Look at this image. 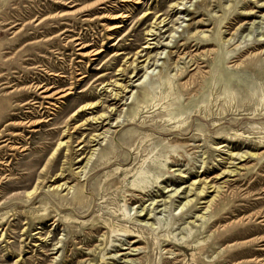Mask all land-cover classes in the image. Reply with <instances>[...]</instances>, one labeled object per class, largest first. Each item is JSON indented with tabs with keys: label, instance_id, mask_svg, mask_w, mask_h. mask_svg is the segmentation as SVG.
<instances>
[{
	"label": "rangeland",
	"instance_id": "obj_1",
	"mask_svg": "<svg viewBox=\"0 0 264 264\" xmlns=\"http://www.w3.org/2000/svg\"><path fill=\"white\" fill-rule=\"evenodd\" d=\"M136 1L0 0V264H264V0ZM138 50L160 60L137 83ZM196 180L208 211L182 209Z\"/></svg>",
	"mask_w": 264,
	"mask_h": 264
},
{
	"label": "bare ground",
	"instance_id": "obj_2",
	"mask_svg": "<svg viewBox=\"0 0 264 264\" xmlns=\"http://www.w3.org/2000/svg\"><path fill=\"white\" fill-rule=\"evenodd\" d=\"M129 1H131V0H122V2H124V3H126V2H129ZM182 1V3H179V5H183V3H184V1L185 0H181ZM180 1V2H181ZM113 2V1H112ZM102 3V2H101ZM111 3V2H110ZM135 4H140V1H136V3ZM69 6V5H68ZM174 6H176L175 4H174ZM177 7V6H176ZM181 10V9H180ZM73 14H75V12L74 13H71V14H66V15H61V17H64V16H68V15H73ZM146 14V13H145ZM151 13H147V15L145 16V17H147V16H149ZM164 15H160V17H159V19L161 18V17H163ZM130 17H129V15H126V14H124V15H118V16H115V17H112V18H110L109 20H121V19H123V20H125V19H129ZM101 19V18H100ZM66 22V21H65ZM62 23V22H61ZM154 25H155V27H152V29L148 32V37H150L149 38V46H146L144 49L145 50H156V48L158 49L159 47H158V45H157V47H156V42H154L155 40H156V33H155V30H156V24H157V22L155 21L154 23H153ZM163 25V26H162ZM176 25H178V23L176 24ZM157 26H161V28H165V27H167L168 26V24H166V19H163V20H161L158 24H157ZM65 27V26H64ZM120 28H122V25H119V26H117V27H113V29L112 30H119ZM160 28V27H159ZM155 29V30H154ZM53 30V29H52ZM51 30V31H52ZM54 31V30H53ZM171 34H173V31L172 32H170V36L169 37H171ZM173 38V37H172ZM74 43V42H73ZM83 43V42H82ZM78 44V43H77ZM151 45H155V46H151ZM164 47H166L167 48V44L166 45H162V47H160V49L162 50V48H164ZM139 51V50H138ZM154 52V51H153ZM195 52V51H194ZM100 52H98V53H96L95 55H92V56H96V55H98ZM141 53H143V51H139L135 56H136V58H135V60L130 64V67H132L133 69H134V74H133V76L131 77L132 79H137L138 77H139V71H145L144 73V75H142V76H140L135 82H141V80L143 79V78H146V76L149 74V71L157 64V62L160 60V59H157V56L158 55H156V53L155 54H152V52H148L147 54H144V55H140ZM210 53V52H209ZM91 54V53H90ZM160 55H162V53H160ZM245 58V57H244ZM238 61V60H237ZM139 64H142L140 67H139ZM174 65H176L175 63H174ZM156 69V68H155ZM154 69V70H155ZM119 71H124L123 69H120ZM133 72V71H132ZM176 76L179 78L180 76L179 75H177L176 74ZM189 78V77H188ZM168 82H169V84H170V86H171V88L170 89H172V83H171V79L169 78L168 79ZM145 83H146V79H144V81L142 82V83H140L139 85H141V86H144L145 85ZM50 85V84H49ZM104 85H105V83H104ZM52 86V85H51ZM106 86H108V85H106ZM114 87L115 88H121L122 87V85H120L118 82H116V81H114ZM185 87H186V85H185ZM28 88V87H27ZM40 88V87H39ZM123 88V87H122ZM127 88H129V87H124V89L126 90V93H131L132 92V90H130V91H128V89ZM180 88V87H179ZM44 88H42V89H40V90H43ZM38 90V89H37ZM121 90V89H120ZM109 91V90H108ZM50 90L49 89H44V91H42V93L41 94H43V98L44 99H53L54 98V95H57V97L58 98H60V99H63V98H66V97H68V96H71V95H73V91H72V89H67L66 91H62V92H60V93H58V94H55V93H51L50 94ZM110 92L113 94V96H114V98H113V100L114 101H121V98L123 97V96H121V94H119V93H113L114 92V90L113 89H111L110 90ZM125 92V91H124ZM111 94V95H112ZM192 95V94H191ZM90 100V99H89ZM91 101V100H90ZM36 103V102H35ZM101 103L102 102H100V100L99 101H92V102H88V103H86V104H84L83 106H81V107H79L78 108V110H77V112L75 111V113H74V116L73 117H80L83 113H85V112H87V111H89V110H94V109H98L99 107H101ZM45 104V103H44ZM116 104V103H115ZM164 110V109H163ZM113 111H115V112H117V108L116 107H114L113 109H112V112ZM165 113H168V110L166 109L165 110ZM44 116V115H43ZM44 118V117H43ZM108 116L106 115V113H102L98 118H93L92 120L93 121H95L93 124H98L99 123V120H101V119H103L104 121H107L108 120ZM48 119V118H47ZM171 121V119H169L168 120V122H170ZM45 122H48V121H40V123H45ZM29 123V122H28ZM39 123V124H40ZM12 124V123H11ZM26 124V123H25ZM24 123H21L20 125H19V123L18 124H15V126H21V125H25ZM33 124V123H32ZM119 125H120V121L117 123V126L116 127H110V128H117V127H119ZM110 132H111V129H108V131L106 132V133H104V134H98V135H94V137H93V141H92V143H95V142H100V141H103L105 138H107V135L108 134H110ZM114 133H116V130L112 133V135L114 134ZM104 136V137H102L101 138V136ZM4 141V140H3ZM16 144V143H15ZM64 145V143H60L59 144V148L61 147V146H63ZM98 146V144H96V145H93L92 147H95V149L93 150V153L90 155V157H89V159H88V161H87V163H86V166L81 170V175H82V177H83V175L84 174H86V172H87V168H88V166H89V164L92 162V160H93V158H94V156H95V152H96V147ZM17 149H19V150H22L21 152H24V150L25 149H22L21 147L20 148H18V147H14V149L13 150H17ZM235 155V154H234ZM233 155V157H235L236 158V160H242L245 156L243 155V154H236V156H234ZM234 160V159H233ZM6 171V170H5ZM206 171V170H205ZM205 171H202V172H198L199 174H203ZM241 172V171H240ZM139 174V173H138ZM63 175L61 174L59 177H57L56 179H59V178H61ZM138 176V175H137ZM144 175L141 173L140 175H139V177L138 178H142V179H144V177H143ZM181 176V175H180ZM181 178H186L185 176H181ZM218 183V182H217ZM198 185H202L201 184V181L200 180H196V181H194L191 185H190V189H189V187H187L188 188V191H187V189H186V191L185 192H183L182 194H185V197H184V202H181V206H182V209H185V207H188V208H190L191 206H193V204H194V202H196V201H200V200H203V202L202 203H200V204H205V206L206 207H204L203 208V210L204 209H206V211H208L209 209H211L213 206H214V204H215V200H216V198H217V194L214 196V198H212L211 200H209V201H204V197L207 195V193H208V191L209 190H211V189H213L214 188V191H212V193H218L217 192V187H215L211 182H208V183H206L204 186H202V187H197ZM133 187H141V189H145V183H144V181H141V182H139V183H135V184H133L132 185ZM72 189H74V185H71V183L70 182H63L62 184H59V185H57V186H55L54 187V189H53V191H55V192H57V191H61V192H63V191H68V193L72 190ZM180 189H182V188H180ZM180 189L179 190H175V193L174 194H178L179 193V191H180ZM38 192H39V186H36L32 191H30V192H27V203H29V202H31V200H33L34 198H35V196L38 194ZM169 192V191H168ZM195 192L197 193V195L195 194ZM192 193V195H190ZM173 194V195H174ZM193 196H195V199H191V197H193ZM177 197H179V196H177ZM169 199H171L172 198V195L171 196H169L168 197ZM47 202V205L49 206V205H51V202L48 200V201H46ZM153 203H155V201L153 200ZM166 204V203H165ZM164 204V205H165ZM158 209V203H157V207H156V210ZM145 208L141 211V215H139L140 217H142V216H144V217H149L148 218V220H150L152 217H151V214L154 212V209L153 210H147V213L145 214V215H143L142 213L143 212H145ZM205 214H202L201 216H200V219H205L206 217L204 216ZM125 217H127L126 215H124ZM131 219V218H130ZM146 226L148 225V224H145ZM151 227L153 226L152 224L150 225ZM3 230V229H2ZM114 232V231H113ZM123 234L124 235H122V236H125V235H127L128 237H130V236H133V237H135V238H142L141 236H137V235H131V231H127V230H125V231H123ZM130 234V235H129ZM139 242H140V240L138 241V240H133L132 241V245L131 246H133L134 247V249L133 250H130V253L131 252H140L141 251V249H139V248H136L135 247V245L136 244H139ZM58 245H56V247L54 248V251H58V250H60V248L61 247H57ZM55 254H57V253H55Z\"/></svg>",
	"mask_w": 264,
	"mask_h": 264
}]
</instances>
